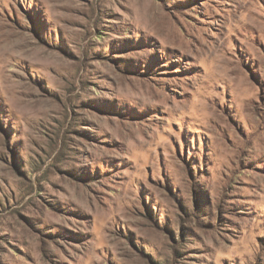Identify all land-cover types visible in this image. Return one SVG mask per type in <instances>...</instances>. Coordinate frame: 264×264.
I'll return each instance as SVG.
<instances>
[{"label": "rangeland", "instance_id": "374dc122", "mask_svg": "<svg viewBox=\"0 0 264 264\" xmlns=\"http://www.w3.org/2000/svg\"><path fill=\"white\" fill-rule=\"evenodd\" d=\"M0 264H264V0H0Z\"/></svg>", "mask_w": 264, "mask_h": 264}, {"label": "trees", "instance_id": "16d2710c", "mask_svg": "<svg viewBox=\"0 0 264 264\" xmlns=\"http://www.w3.org/2000/svg\"><path fill=\"white\" fill-rule=\"evenodd\" d=\"M176 255L178 256V254L176 253Z\"/></svg>", "mask_w": 264, "mask_h": 264}]
</instances>
